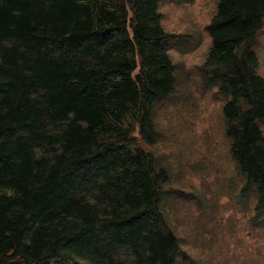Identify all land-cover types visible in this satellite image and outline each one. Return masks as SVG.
Returning <instances> with one entry per match:
<instances>
[{"label": "trees", "instance_id": "trees-1", "mask_svg": "<svg viewBox=\"0 0 264 264\" xmlns=\"http://www.w3.org/2000/svg\"><path fill=\"white\" fill-rule=\"evenodd\" d=\"M164 0H0V264H184L163 207ZM264 0H217L199 68L264 221Z\"/></svg>", "mask_w": 264, "mask_h": 264}, {"label": "rangeland", "instance_id": "rangeland-1", "mask_svg": "<svg viewBox=\"0 0 264 264\" xmlns=\"http://www.w3.org/2000/svg\"><path fill=\"white\" fill-rule=\"evenodd\" d=\"M217 0H164L160 12L177 70L175 92L157 104L158 142L152 149L170 174L163 207L180 241L184 264H264V221L230 156L223 102L199 76ZM264 75V24L257 37Z\"/></svg>", "mask_w": 264, "mask_h": 264}]
</instances>
